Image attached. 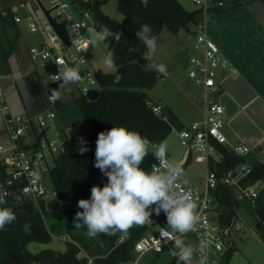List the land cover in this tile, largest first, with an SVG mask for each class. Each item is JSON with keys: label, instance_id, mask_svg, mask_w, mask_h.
Listing matches in <instances>:
<instances>
[{"label": "trees", "instance_id": "obj_1", "mask_svg": "<svg viewBox=\"0 0 264 264\" xmlns=\"http://www.w3.org/2000/svg\"><path fill=\"white\" fill-rule=\"evenodd\" d=\"M107 1L73 0L72 3L77 11L90 9L101 25L121 35L119 42L112 37L105 42L108 52L113 53L116 70L104 74L105 85L100 89L98 99L92 101L85 94L78 93L69 103L57 98L55 104V110L64 127L74 125L81 117L90 130V135L84 139L88 151L81 155L79 148L75 146L76 143L68 139L65 150L54 154V165L49 168L58 198L70 202L72 207L50 212L41 204V212L32 201L25 199L19 202V191L16 186L8 185L6 165L0 159V186L9 193L7 204L3 206L11 207L17 216L15 223L0 231V264H84L85 259L78 256L82 250L90 255H99L97 264H123L131 259L135 242L146 232L144 227L134 225L127 233L100 234L95 238H88L85 234L87 229L74 228L73 221L76 212L82 211L77 207L78 201L90 198L92 186L102 188L107 183V177L94 166L99 132L114 126H125L146 136L152 143H160L166 140L173 128L185 127L166 106L163 114L167 116V120L153 111L150 102L155 101L148 97L146 89L157 82L160 74L143 58L149 48L146 49L135 33L143 24L151 27L154 37H158L165 26L175 34L181 31L193 32L202 18V10L198 7L187 9L179 0H148L146 8L141 0H117L118 8L124 14V19L118 21L102 10V5ZM215 10H219V7L212 9ZM153 54L154 52L152 62H155ZM116 77L120 79L117 81ZM17 82L14 86L18 89L20 100L24 102L26 89H23L21 82ZM38 95L48 102L44 107L48 108L50 103L44 85H41ZM16 111L33 114L41 110L24 107ZM217 148L222 154V159L211 160V168L216 167L223 172L245 161L252 163V171L243 178L242 184H263L254 200V213L264 222V164L251 153L246 156L236 155L223 144H217ZM214 194L220 209L221 222L231 225L239 205L238 200L227 185H219ZM159 216L161 221L166 223L165 214L161 212ZM26 223L30 224L27 232L24 230ZM61 236L70 238L67 239L64 251L46 248L33 253L28 247L32 242L47 244ZM122 236L125 238L120 241ZM231 253L232 250L229 249L226 263Z\"/></svg>", "mask_w": 264, "mask_h": 264}, {"label": "built area", "instance_id": "obj_2", "mask_svg": "<svg viewBox=\"0 0 264 264\" xmlns=\"http://www.w3.org/2000/svg\"><path fill=\"white\" fill-rule=\"evenodd\" d=\"M193 2L196 7L202 10V18L194 29L196 53L189 58L188 75L202 89L203 115L201 119L194 121L190 126L179 129V137L181 144L195 155V159L205 163V174L203 177L204 187L196 185L186 174L179 187L184 190L190 189L192 192L193 202L196 204L194 214L199 217V220L196 224V230L191 233L199 242L203 240L207 243V264H228L226 263V254L233 245L232 224L227 225L221 222L220 209L214 190L219 185L230 187L235 185L245 196L255 200L262 186L255 189L259 183L252 186L242 184L243 178L252 171L253 165L250 161H245L223 172L219 168H211L210 166L211 160L221 161L222 159L217 144L226 145L228 143L224 132L225 108L215 98L221 91L220 83L217 80L219 71L226 70L234 74L237 73V69L222 56L220 46L209 34L212 12H214L212 9L224 7L225 2L223 0H193ZM51 3V7L54 8L52 16L59 22H66L72 45L67 47L62 42L58 43L56 35L55 38L30 47L29 53L32 62H41L42 64L48 60L53 62L55 71L51 75L50 82H58L57 92L59 94L62 88L69 84L64 85L58 79V71L62 72L68 66L78 70L81 75L82 79L77 82L81 83V86L77 87L78 93L87 96L91 89L100 90L97 73L86 67V53L92 44L87 39H77V37L86 36V30L89 27H95L99 30L100 22L90 9L77 11L80 15V18L77 19L63 0H51ZM20 6L24 7L25 3H21ZM15 21L25 22L33 32L40 30L39 22L32 14L25 17L17 15ZM61 47L71 48L74 53L62 54L60 52ZM48 98L50 106L44 110L35 114H12L6 101L4 88L0 84V110L3 114L7 135V140L0 144V159L6 165L7 183L10 186H16L19 194L24 195V200L34 202L41 212H43L41 204L47 208L45 196L48 192L52 194L53 199H59L53 186L51 189L47 188L41 175V172L49 169L47 152L53 158L54 154L65 150L68 140L67 137L60 135L54 137L47 135V130L57 118L55 110L57 98L53 96H48ZM150 105L156 114L167 120V116L163 114L164 104L150 102ZM228 149L236 155L252 154V148L245 144H231ZM167 155L171 161L168 150ZM153 164H158L155 157ZM182 168L185 170V165ZM151 219L153 223H146L142 226L146 232L135 242L131 259L123 264H154L144 261V257L151 253L166 254L168 258L177 259V250L172 246V243H164L160 239V226H166V223H163L160 216H156L155 213ZM124 238L125 236H122L120 241ZM169 239H174V237ZM78 256L85 259L84 264H97L96 260L100 257L99 255H90L84 250ZM197 260L198 257L191 264H197ZM166 261L169 262V260Z\"/></svg>", "mask_w": 264, "mask_h": 264}, {"label": "clouds", "instance_id": "obj_3", "mask_svg": "<svg viewBox=\"0 0 264 264\" xmlns=\"http://www.w3.org/2000/svg\"><path fill=\"white\" fill-rule=\"evenodd\" d=\"M146 8L148 0H141ZM87 35L77 37L87 39L92 45L105 43L109 37L119 42L120 33H114L101 25L87 28ZM137 39L145 44L146 49L153 46L154 35L148 24L141 25L135 33ZM105 46L107 44L105 43ZM150 62L149 66L164 73L163 64L152 62V52L146 50L143 57ZM114 56L109 52L104 61L105 67L111 68ZM58 79L64 85L77 83L82 78L78 70L68 66L62 72L58 71ZM120 77H116L118 81ZM59 98V93L52 92ZM79 153L88 151L87 142L79 138ZM158 161L151 165V171H145L141 165L149 154ZM167 144L161 141L154 144L136 130L125 126H114L98 134L95 148L94 166L107 177V183L101 188L92 186L89 199H80L74 217V228L87 229L86 236L95 238L100 234L114 235L117 232L127 233L135 226L153 223V213L166 216V226H160V239L164 243L171 242L177 250V264H191L198 257L197 264H207V243L201 240L198 244L186 243L185 236L196 230L199 217L194 214L196 204L190 189L184 190L179 185L185 176L184 169L178 163L171 162L167 155ZM186 183V181H183ZM9 193L0 186V231L15 223L17 216L7 204ZM30 224L24 225L27 232ZM170 230V231H169ZM174 237V239H169Z\"/></svg>", "mask_w": 264, "mask_h": 264}, {"label": "crops", "instance_id": "obj_4", "mask_svg": "<svg viewBox=\"0 0 264 264\" xmlns=\"http://www.w3.org/2000/svg\"><path fill=\"white\" fill-rule=\"evenodd\" d=\"M223 1L225 2L224 7L212 12L209 34L220 46L222 56L237 69V73L234 74L220 70L217 79L221 91L215 98L225 108L224 132L228 140L226 146L229 147L231 144L248 145L252 148L253 156L264 164V0ZM41 2L46 8L52 6V3L48 7L43 0ZM21 3H25V6L21 7ZM28 14L34 15L40 21L44 16L36 0H0V80L3 79L6 88L12 87L16 81L21 82L27 94L24 102L20 98L15 99L14 110H22L24 107L45 109L48 102L41 99L38 92L41 90V85L50 82L51 75L54 73L50 75L49 80L42 79L37 69V63L32 62L30 58V47L27 44L25 32L28 27L25 22L15 21V16ZM46 31V38L40 35L41 40L34 45L56 37L53 28H50V32ZM191 34L193 51L196 53L194 31ZM73 85L74 83H70L62 88L59 94L61 101L69 103L78 94V91L76 94L74 93ZM164 105L175 113L180 122L187 126L183 117L178 115L176 110L168 104ZM193 105L196 103L193 102ZM197 107L199 116L202 118L203 100L202 107H199L198 104ZM0 138V144L7 140L1 110ZM67 139L69 138L67 137ZM262 223L264 225V222ZM263 225L251 229L236 212L232 223L233 245L228 264H242L237 259H233V248L236 246V238H241V234L249 230L244 243L247 251L244 252V256L248 257L250 262H254L253 264H264ZM248 245H250L249 250ZM256 256L260 257L259 260L256 259Z\"/></svg>", "mask_w": 264, "mask_h": 264}, {"label": "rangeland", "instance_id": "obj_5", "mask_svg": "<svg viewBox=\"0 0 264 264\" xmlns=\"http://www.w3.org/2000/svg\"><path fill=\"white\" fill-rule=\"evenodd\" d=\"M179 1L187 9H192L196 6L193 0ZM43 2L48 7L51 5V0H43ZM101 8L105 13L118 21H122L124 19L123 12L118 8L117 0H108ZM41 18V21L37 19L39 24H41L40 31L33 32L29 28H26L25 30L27 44L29 47L41 40L40 35H43L46 38V30L50 32L51 27L49 26V23L45 20L44 16ZM193 50L191 32L183 31L182 33L175 34L167 26L163 27L157 38L153 58L156 64H163L166 71L164 73L159 72L160 76L157 82L151 88L146 89V93L151 100L161 104H168L171 108L176 110L178 115L183 117V121L187 126H190L194 121L201 119L197 104L199 107H202L203 100L201 87L196 85L194 80L188 75V67L190 65L189 58L192 54H195ZM60 52L62 54H71L74 53V50L71 48L68 49L61 47ZM108 53V48L105 46V43L91 45L86 53V67L92 69L97 74L114 72L116 70L114 63L111 68L105 67L104 64ZM37 69L42 79L45 80H49L50 75L55 70L51 60L46 61L44 64L38 62ZM78 86H81V83H74L72 86L75 94ZM193 102H195L196 105H193ZM47 135L51 137L56 135L68 137L74 141L76 143L75 146L79 148V138L82 137L83 139H86L90 135V130L87 123L81 117L74 125L64 127L60 117L57 115V118L52 122V126L47 130ZM164 142H166L168 146L167 150L170 154L171 162L178 163L181 166L185 165V174L190 177L196 185L204 187L203 177L205 174V163L203 161L199 162L196 160L195 155L190 152L186 146L181 144L179 129L173 128ZM47 159L49 168H51L54 165V160L49 152H47ZM152 163H154V156L151 154V146H149V154L145 158L141 167L145 171H150ZM41 175L46 182L47 188L51 189L53 184L51 181L50 170L48 169L43 173L41 172ZM259 187L260 184L255 186V189ZM230 190L235 198L239 200L236 212L243 219V221L247 223L251 229L258 228L259 225H263L254 213V201L245 196L235 185H232ZM51 199H53V196L50 192H48L45 196V200L48 202ZM249 232L250 230L245 231L241 234V238L237 237L236 246L233 248V259H237V261L242 264L254 263L250 262L249 258L244 256V252H247L245 250L246 247L244 246V243ZM184 238L186 243H199L191 232L187 233ZM67 239L70 238L68 236H61L47 244L32 242L28 247L33 253H37L46 248L64 251L66 249ZM249 246L250 245H248V250L250 249ZM259 258V256H256V259L259 260ZM166 260H169L170 264H177V259L168 258L166 254L151 253L150 255L144 257V261L146 263H159Z\"/></svg>", "mask_w": 264, "mask_h": 264}, {"label": "water", "instance_id": "obj_6", "mask_svg": "<svg viewBox=\"0 0 264 264\" xmlns=\"http://www.w3.org/2000/svg\"><path fill=\"white\" fill-rule=\"evenodd\" d=\"M37 3L39 4L46 20L48 21V23L50 24V26L53 28V30L55 31L56 35H57V42L60 43H64L67 47H70L72 45L71 40H70V36L68 33V29H67V25L65 21H57L53 16H52V11L54 10L53 7L51 8H46L41 0H36ZM64 3H67L69 6L70 11L73 13V15L79 19L80 15L77 12V10L73 7V0H63ZM154 42H153V46H149V50L153 53L155 50V43H156V37H154ZM97 79H98V83L100 86V89H102L105 85L104 83V74L103 73H98L97 74ZM17 82V81H16ZM18 83V82H17ZM20 83V82H19ZM0 84L3 86L4 88V92H5V97H6V101L8 103V105L10 106V110L12 112V114H21V113H25L24 111L22 112H18L16 111V109H13V103L15 101V99L20 98L18 95V89H16V87L13 85L12 87H5V84L3 82V79L0 80ZM45 87V91L47 93L48 96H52V92L53 91H58L59 85L58 82H50L44 85ZM100 94V90L98 89H91L88 91L87 93V98L89 100H97ZM16 111V112H15ZM36 113V112H35ZM33 113V114H35ZM32 114V113H29ZM18 201L22 202L24 201V195L19 194L18 195ZM72 205L70 202L67 201H63L61 199H51L47 202V210L50 212H55L57 209H67V208H71ZM160 264H170V262L165 261L162 262Z\"/></svg>", "mask_w": 264, "mask_h": 264}]
</instances>
